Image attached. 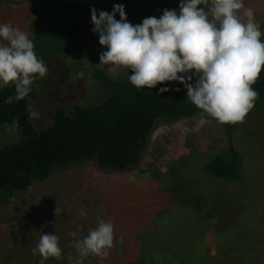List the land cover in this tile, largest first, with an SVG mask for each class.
<instances>
[{
  "label": "rangeland",
  "instance_id": "374dc122",
  "mask_svg": "<svg viewBox=\"0 0 264 264\" xmlns=\"http://www.w3.org/2000/svg\"><path fill=\"white\" fill-rule=\"evenodd\" d=\"M57 1L61 0H0V22H11L33 41L37 11ZM158 2L161 5L149 7L151 16L157 18L164 9H178L180 0ZM245 6L255 10L264 32V0H245ZM144 12L138 9L136 13L144 19L148 17ZM136 13H126L127 20ZM75 14L78 37L75 43L68 42L70 50L45 55L49 56L46 60L44 54L36 53L48 67L44 78L36 77L29 95L37 130L59 109L99 100L92 84L95 68L105 69L114 78L129 74L123 67L100 64L99 56L105 49L97 46L99 36L92 32V24L82 20V14ZM84 16L85 20L91 18L88 10ZM18 139L16 127H0V148ZM232 142L241 160L242 180L238 183L206 181L203 165L224 152L228 140L225 124L204 113L157 122L140 164L123 173L101 171L93 162L55 170L45 182L34 183L0 202V264H11L10 253L22 248L25 236H33L32 245L26 247L32 250L42 232L52 231L59 237L62 255L69 264V257L77 255L70 234L83 226L81 236L87 235L89 229L97 227L98 218L113 222L114 245L109 257L89 256L84 264H119L122 241L132 244L136 238L151 234L166 238L176 252L194 253L200 264H235L236 253L243 250L249 253L250 264H264V106L234 124ZM81 209L86 215L78 214ZM225 246L230 254L222 260ZM149 247L148 242L144 246L132 244L128 249L143 256L125 264H162L148 258ZM232 255L235 257L230 260ZM49 262L62 263L56 258H49Z\"/></svg>",
  "mask_w": 264,
  "mask_h": 264
},
{
  "label": "trees",
  "instance_id": "16d2710c",
  "mask_svg": "<svg viewBox=\"0 0 264 264\" xmlns=\"http://www.w3.org/2000/svg\"><path fill=\"white\" fill-rule=\"evenodd\" d=\"M114 4H123L125 14L136 13L141 9L148 17L151 16L149 7L152 9L161 5L158 0L152 1L151 4H148L147 0L57 1L37 11L39 14L32 24L35 28L33 31V43L37 50L35 52L44 54L43 59L46 60L56 52L58 54L61 51H69L68 42L75 43L78 37L73 14L75 12V15L82 14V20L87 22L86 25H91L87 10L90 12V8L95 7L98 11L110 13ZM88 6L90 7L87 8ZM142 19L137 14L131 16L128 21L140 23ZM48 43L54 48L51 49ZM97 46H101L99 42ZM48 50L52 52L46 53ZM129 74L122 78H114L105 69L95 68L92 72V84L94 90L100 94L99 100L87 106L76 103L59 109L51 115L46 126L39 130L32 122L29 96L8 104L5 103L7 97L15 95L14 85L9 84L0 88V127L14 126L19 133L16 142L0 148V202L26 191L34 183L45 182L55 170L81 162H93L99 170L112 173H123L133 169L140 164L149 136L157 122L190 119L203 113L187 100L183 85L170 82L166 85H157L153 89L137 90L129 82ZM164 86L172 90L158 95L159 88ZM176 88L180 91H175ZM253 88L259 95L254 108L247 116L257 113L264 106V69ZM233 127L234 124L225 125L227 149L208 160L202 167L208 183H238L242 180L240 156L232 142ZM32 239L33 236H25L20 245L22 248L10 253L11 264H40L41 257L33 255L32 250L26 249L32 245L30 243ZM145 242L150 245L146 253L148 258L163 261L162 264L201 263L196 261L194 253L190 255L185 251H174L172 244L158 234H151L145 239L138 237L132 244L144 246ZM132 244L129 241H122L119 244L120 252L117 256L122 261L119 264L143 256L142 252L135 253L128 249ZM223 249L226 250L222 251L224 255L221 259L226 260L230 252L226 246ZM249 256V253L243 250L237 252L236 257L232 255L230 260L235 257L234 261L238 264L239 260L250 264ZM66 258L62 255L56 259H61V264H66ZM45 264H50L49 259Z\"/></svg>",
  "mask_w": 264,
  "mask_h": 264
},
{
  "label": "clouds",
  "instance_id": "9594fccd",
  "mask_svg": "<svg viewBox=\"0 0 264 264\" xmlns=\"http://www.w3.org/2000/svg\"><path fill=\"white\" fill-rule=\"evenodd\" d=\"M90 14L92 32L105 49L100 64L128 69L137 90L177 82L192 105L225 125L242 122L254 108L259 94L253 85L264 69V32L245 0H180L178 9H164L159 18L150 16L135 25L127 20L123 4H114L110 13L91 7ZM47 73L28 33L0 22V88H15L5 103L28 97L36 77ZM170 90L160 87L158 95ZM82 231L80 226L70 234L77 255L69 257V264H84L89 256L109 257L115 239L112 221L98 218L97 227L87 235L81 236ZM32 254L41 257L40 264L60 258L59 237L42 232Z\"/></svg>",
  "mask_w": 264,
  "mask_h": 264
}]
</instances>
